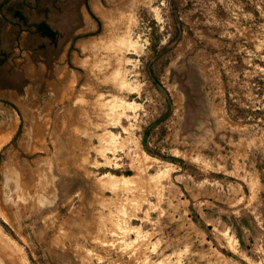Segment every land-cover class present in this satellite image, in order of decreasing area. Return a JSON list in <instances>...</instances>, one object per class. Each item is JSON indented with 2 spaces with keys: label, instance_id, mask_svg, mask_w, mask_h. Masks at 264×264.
<instances>
[{
  "label": "rangeland",
  "instance_id": "obj_1",
  "mask_svg": "<svg viewBox=\"0 0 264 264\" xmlns=\"http://www.w3.org/2000/svg\"><path fill=\"white\" fill-rule=\"evenodd\" d=\"M0 264H264V0H0Z\"/></svg>",
  "mask_w": 264,
  "mask_h": 264
},
{
  "label": "flooded vegetation",
  "instance_id": "obj_2",
  "mask_svg": "<svg viewBox=\"0 0 264 264\" xmlns=\"http://www.w3.org/2000/svg\"><path fill=\"white\" fill-rule=\"evenodd\" d=\"M65 3H66V0H65ZM5 5V4H3ZM86 8H88V10L90 9L89 6H88V2H86ZM74 11V10H73ZM73 11H69L68 14H71L73 13ZM76 14V13H75ZM74 13H73V17L76 16ZM15 18H18V19H21L26 25H28V22L26 20V16L22 13V11L20 10H16L15 13ZM69 19H70V16H69ZM71 20H72V17H71ZM42 24H45L46 26H48V28L55 33V39H53L52 37L50 36H47L44 34V29L41 28V25ZM33 29H34V33L39 37V39L41 41H44V42H47L50 46H53L55 48H58L59 46V40L60 38L64 37L61 36L62 33L61 31L57 28V26L54 24V23H50L49 21L47 20H42V21H39V22H35L33 24ZM4 56L6 55L5 53H3ZM3 56V57H4ZM7 103V102H6ZM8 104V103H7Z\"/></svg>",
  "mask_w": 264,
  "mask_h": 264
},
{
  "label": "trees",
  "instance_id": "obj_3",
  "mask_svg": "<svg viewBox=\"0 0 264 264\" xmlns=\"http://www.w3.org/2000/svg\"><path fill=\"white\" fill-rule=\"evenodd\" d=\"M41 28L44 29V34L47 36L52 37L53 39H55V33L52 32L48 26H46L45 24L41 25ZM155 84L157 85V87H160V83L157 80H154Z\"/></svg>",
  "mask_w": 264,
  "mask_h": 264
},
{
  "label": "bare ground",
  "instance_id": "obj_4",
  "mask_svg": "<svg viewBox=\"0 0 264 264\" xmlns=\"http://www.w3.org/2000/svg\"><path fill=\"white\" fill-rule=\"evenodd\" d=\"M120 45V44H119ZM115 47L117 46V45H114Z\"/></svg>",
  "mask_w": 264,
  "mask_h": 264
}]
</instances>
